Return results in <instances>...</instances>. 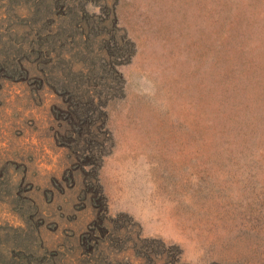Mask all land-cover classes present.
<instances>
[{"label":"rangeland","instance_id":"1","mask_svg":"<svg viewBox=\"0 0 264 264\" xmlns=\"http://www.w3.org/2000/svg\"><path fill=\"white\" fill-rule=\"evenodd\" d=\"M0 264H264V0H0Z\"/></svg>","mask_w":264,"mask_h":264}]
</instances>
